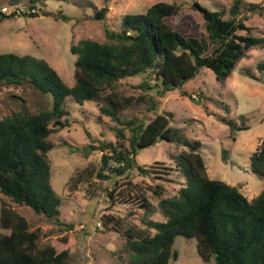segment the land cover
Listing matches in <instances>:
<instances>
[{
	"label": "trees",
	"instance_id": "16d2710c",
	"mask_svg": "<svg viewBox=\"0 0 264 264\" xmlns=\"http://www.w3.org/2000/svg\"><path fill=\"white\" fill-rule=\"evenodd\" d=\"M43 1L47 0H30L31 10ZM242 4V0H234L228 11L229 18H225V11H211L194 3L193 8L204 18L208 43L187 36L168 22L180 13L181 7L177 4L160 2L143 14L126 15L120 30L106 29V42L81 40L71 47L72 54L77 56L73 86L67 85L44 59L0 54V85H31L52 102L50 108L38 112L23 108L0 119V194L12 203L27 206L35 214L62 224V199L52 185L49 153L54 149L51 136L61 132L68 123L64 119L70 115L66 100L71 97L80 105L104 102L106 107L101 112L121 124L118 113L135 101L116 92L122 80L146 75L152 85L145 81L141 88L154 91L160 97L196 78L202 69L211 70L218 80L225 81L250 49H264V38L255 36L247 25ZM247 8L250 13L264 11L259 4H250ZM106 10L97 17L105 18ZM181 95L189 97L187 92ZM121 100L126 101L125 105ZM158 105L150 99L148 109L154 111ZM230 126L235 131L249 129L245 124L235 126L233 122ZM128 129L129 137L125 128H117L116 142L103 141L100 145L102 171L110 172L115 178L136 168L139 150L159 141L171 142L179 135L164 114L148 125L129 123ZM181 144L187 150L175 158L176 166L166 163H155L149 168L138 166L143 177L156 182L148 189L152 197L137 185L120 195L128 206L138 205L143 209L145 228L124 217H108L104 221L106 229L122 232L126 239L125 264L177 261L179 253L174 250V244L179 235L197 241L198 254L206 263L264 264V189L249 200L242 193V185L233 186L209 177L199 152L201 142ZM227 154V150L223 151L224 161ZM250 167L264 180V140L251 155ZM91 173L85 169L70 182L83 184ZM177 173L185 184L175 195L168 196L164 184ZM109 194L114 200L117 198L114 191ZM153 200L157 201V208ZM157 210L165 222L152 220ZM69 260L67 249L42 247L38 231H33L24 217L0 199V264H69Z\"/></svg>",
	"mask_w": 264,
	"mask_h": 264
},
{
	"label": "rangeland",
	"instance_id": "374dc122",
	"mask_svg": "<svg viewBox=\"0 0 264 264\" xmlns=\"http://www.w3.org/2000/svg\"><path fill=\"white\" fill-rule=\"evenodd\" d=\"M243 16L255 36L264 38V11L250 13V4L264 9V0H242ZM165 2L177 4L181 11L168 22L189 37L208 43V33L202 14L193 8L195 2L211 11H228L234 0H47L31 10L30 0H0V54L30 55L46 60L59 73L64 82L75 84L77 56L71 47L81 40L106 42V29L120 30L126 15L143 14L151 6ZM104 9L105 18L97 15ZM8 16L4 18L3 15ZM264 49L254 48L240 59L225 81L217 79L214 72L202 69L196 78L160 97L154 91L144 90L141 84L148 81L146 75L122 80L116 92L133 97V105L121 110V124L101 112L104 102L91 101L83 105L73 98L66 100L70 115L67 126L51 136L54 149L49 153L52 163V185L61 197V223L39 216L27 207L12 203L0 194L16 214L24 217L33 231L40 235V245L56 246L70 253L69 264H125L128 255L123 253L125 237L113 228L106 229L108 217H124L145 228L144 211L138 205L128 206L120 195L123 190L137 185L148 191L154 181L143 177L138 166L151 167L155 163L176 166L175 158L186 151L181 142L199 141L208 175L233 186L242 185V193L252 200L264 189V180L254 174L250 157L264 140ZM263 67V68H262ZM187 92L189 97L182 96ZM199 103L197 100L201 99ZM159 105L148 109L149 100ZM196 99V100H195ZM125 105L126 101L121 100ZM51 100L31 85H0V119L23 108L38 112L51 107ZM168 115L170 126L179 131L173 141L139 150L137 166L121 178L102 171L100 145L103 141L116 142V129L125 128L131 135L129 123L148 125L158 115ZM235 126L245 124L248 130L235 131ZM128 146V144H127ZM227 150V160L223 151ZM85 169L91 171L87 182L75 185L71 178ZM101 173V176L99 175ZM185 184L175 174L166 182V194L173 196ZM114 191L116 199L109 192ZM152 204L157 208V201ZM154 221H166L157 210ZM67 240V242H64ZM179 253L177 261L170 264H215L204 262L198 254L197 241L179 235L174 244Z\"/></svg>",
	"mask_w": 264,
	"mask_h": 264
}]
</instances>
